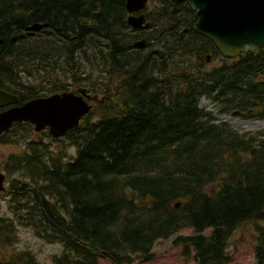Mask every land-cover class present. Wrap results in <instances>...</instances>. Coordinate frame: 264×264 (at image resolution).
Masks as SVG:
<instances>
[{
    "label": "trees",
    "instance_id": "trees-1",
    "mask_svg": "<svg viewBox=\"0 0 264 264\" xmlns=\"http://www.w3.org/2000/svg\"><path fill=\"white\" fill-rule=\"evenodd\" d=\"M127 1L0 0V88L20 104L78 88L98 98L63 137L30 122L0 134L22 146L1 167L12 216L0 215V264H43L18 249V225L63 246L52 264L148 261L174 235L194 264H229L233 233L253 225L264 264V129L214 115L264 118V47L224 56L174 0H149L150 26L135 30ZM34 23L47 27L29 35Z\"/></svg>",
    "mask_w": 264,
    "mask_h": 264
},
{
    "label": "water",
    "instance_id": "water-1",
    "mask_svg": "<svg viewBox=\"0 0 264 264\" xmlns=\"http://www.w3.org/2000/svg\"><path fill=\"white\" fill-rule=\"evenodd\" d=\"M149 0H128V23L135 30H145L150 23L141 12ZM187 2L196 12L194 29L214 42L226 57L235 58L243 53L255 52L264 47V0H174ZM178 11L175 7L173 12ZM47 27L46 23L27 26L29 35ZM17 36L13 37L16 41ZM146 39L135 42L137 48H144ZM96 100L86 88L76 91L54 93L20 104L19 95L0 89V134L8 131L15 123L31 122L37 132L49 128L54 138L65 136L77 127L92 109L90 101ZM240 114L239 111L232 116ZM6 175L0 172V193L6 190ZM177 204L176 206H179Z\"/></svg>",
    "mask_w": 264,
    "mask_h": 264
},
{
    "label": "rangeland",
    "instance_id": "rangeland-1",
    "mask_svg": "<svg viewBox=\"0 0 264 264\" xmlns=\"http://www.w3.org/2000/svg\"><path fill=\"white\" fill-rule=\"evenodd\" d=\"M220 61H215L214 65H218ZM212 66V65H211ZM201 106L208 110H214V104L211 99L203 98ZM215 117L219 121H225L239 130H260L264 129V118H245L241 114L232 116L231 114H220L215 111ZM22 146L16 144H0V172L3 160L12 153H20ZM71 152L75 150L72 148ZM8 185V184H6ZM8 199L0 200V215L12 216L8 209ZM20 242L18 249L32 250L43 264H52L51 257L60 255L63 251V246L59 243H46L34 233L22 226H17ZM172 236L167 240L158 242L154 247V258L148 261H136L134 264H194L192 258H185L182 255L180 248L172 244ZM257 233L253 225L237 229L231 239L229 253L232 260L229 264H256L254 253V245L256 243ZM101 264H112L108 259H101Z\"/></svg>",
    "mask_w": 264,
    "mask_h": 264
}]
</instances>
